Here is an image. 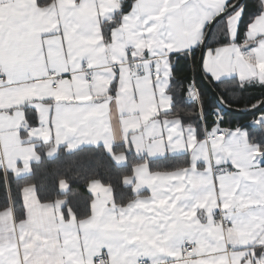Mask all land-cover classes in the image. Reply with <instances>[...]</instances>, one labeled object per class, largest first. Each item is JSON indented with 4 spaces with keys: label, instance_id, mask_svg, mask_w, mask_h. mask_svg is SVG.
Wrapping results in <instances>:
<instances>
[{
    "label": "snow or ice",
    "instance_id": "obj_1",
    "mask_svg": "<svg viewBox=\"0 0 264 264\" xmlns=\"http://www.w3.org/2000/svg\"><path fill=\"white\" fill-rule=\"evenodd\" d=\"M205 79L264 108V0H0V264H264V145ZM36 142L134 153L131 195L93 176L17 197Z\"/></svg>",
    "mask_w": 264,
    "mask_h": 264
},
{
    "label": "trees",
    "instance_id": "obj_2",
    "mask_svg": "<svg viewBox=\"0 0 264 264\" xmlns=\"http://www.w3.org/2000/svg\"><path fill=\"white\" fill-rule=\"evenodd\" d=\"M252 2L253 0H249L250 5ZM182 74L183 73L180 71L177 73L178 76ZM197 82L201 84L199 80ZM212 87L219 96L222 94L224 95L227 106H230L231 109L240 111L250 110L248 102L252 98L260 96L258 90L233 89L235 92L233 95L222 93L220 89L213 85ZM201 90L204 92L205 105L214 107L216 103L212 96L204 88ZM176 102L184 108L193 107L191 102L186 100L183 95H177ZM261 111H264V108ZM258 114L259 113L251 116H243L226 112V123L223 126H229V124L235 126L238 124L248 132L251 142L264 145V130L257 125L250 124ZM49 147L50 145H40L37 147L40 161L32 165L31 174L29 176L15 179L11 174H8L10 187L14 195L18 197L19 186L21 184L31 182L36 186L37 193L42 199L50 200L53 198H60L65 195L58 187L60 178H64L69 183V190L74 189L83 192L85 191V180L93 176L100 179L102 182L111 183L114 186V191L118 190V193L127 192L131 195L130 187L124 186L121 178L124 174H130L132 164L139 161L140 158L134 153H126V164L124 166H116L112 161L111 155L101 146H87L72 152L60 148L57 155L51 159L46 157V151ZM119 147L120 145L114 146V151ZM164 159L165 158L150 161V167ZM6 197L7 191L4 185V172L0 169V201L6 199ZM69 200L70 202H74L72 198H69Z\"/></svg>",
    "mask_w": 264,
    "mask_h": 264
},
{
    "label": "crops",
    "instance_id": "obj_3",
    "mask_svg": "<svg viewBox=\"0 0 264 264\" xmlns=\"http://www.w3.org/2000/svg\"><path fill=\"white\" fill-rule=\"evenodd\" d=\"M233 78H235V77H233ZM250 124H252V125H254L253 123H252V121L250 122ZM40 145H49V144H46V143H44V142H36V144H35V148H34V150L37 152V147L38 146H40ZM118 145H120L119 144V142H116V143H114V145H113V147L114 146H118ZM87 146H101L103 149H104V147H103V144L102 143H99V144H97V145H92V144H79V145H77L75 148H73V149H68L67 148V145L65 144V143H62V144H60L59 146H57V150H56V152L55 153H53V154H51V155H48L47 154V152H48V150L46 151V157L47 158H49V159H51V158H54L56 155H57V153H58V151H59V149L60 148H64L66 151H68V152H72V151H75V150H78V149H80V148H83V147H87ZM105 150V149H104ZM107 152V151H106ZM108 153V152H107ZM109 154V153H108ZM37 155H38V152H37ZM38 157H39V159L38 160H32V161H30V169H31V167H32V165H34V164H37L39 161H40V156L38 155ZM111 158H112V156H111ZM164 157H157V158H154L152 161H154V160H159V159H163ZM112 161L114 162V164L116 165V166H124L125 164H126V160L125 161H123V162H119V163H117L116 161H114L113 159H112ZM263 163V162H262ZM19 166L20 167H22V163H20L19 164ZM9 174H11V173H9ZM31 174V170L29 171V172H27V173H23L21 176H19V177H14L12 174V176L15 178V179H19V178H23V177H26V176H29ZM128 187H130V186H128ZM143 194H147V189H144L143 190Z\"/></svg>",
    "mask_w": 264,
    "mask_h": 264
},
{
    "label": "water",
    "instance_id": "obj_4",
    "mask_svg": "<svg viewBox=\"0 0 264 264\" xmlns=\"http://www.w3.org/2000/svg\"><path fill=\"white\" fill-rule=\"evenodd\" d=\"M199 54V53H198ZM201 76H203V73H201ZM201 82L202 85H205L206 88H204L211 96L212 98L215 100V103H218V99H219V95L216 93V91L213 89L212 85L205 79V80H199ZM263 109V108H262ZM262 109L259 110H248V111H240V110H235V109H231L227 111V113H234V114H238V115H243V116H251L257 113V111H261Z\"/></svg>",
    "mask_w": 264,
    "mask_h": 264
}]
</instances>
